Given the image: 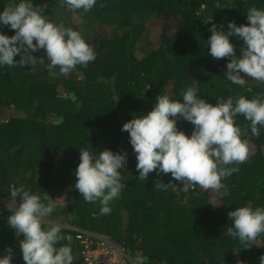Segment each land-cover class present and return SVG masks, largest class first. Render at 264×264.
Returning <instances> with one entry per match:
<instances>
[{
	"label": "trees",
	"instance_id": "trees-1",
	"mask_svg": "<svg viewBox=\"0 0 264 264\" xmlns=\"http://www.w3.org/2000/svg\"><path fill=\"white\" fill-rule=\"evenodd\" d=\"M18 2L0 0V12ZM217 2L224 8H214ZM32 3L49 21L79 31L96 58L67 76L49 67L43 50L32 55L43 57L44 64L0 66V258L10 247L11 264H25L18 243L23 236L7 224L5 204L9 186L15 185L42 200L47 194L54 199L55 210L43 227L57 218L69 225L62 227L65 239L57 247H71L72 264H82L73 228L106 238L135 264L144 256L145 264H260L264 234L244 249L225 230L232 223L229 211L264 207V126L253 136L250 122L236 118L237 126L248 129L242 139L249 159L222 180L226 188L220 192L199 186L184 192L170 174L153 172L148 181L138 180L136 154L121 129L146 115L159 94L182 101L181 92L193 79L200 98L212 105L217 96L264 97V83L246 78L241 87L228 81L227 58L215 59L207 49L212 23L218 30L223 25L224 31L229 21L246 25L247 10H264V0H96L86 13L69 11L63 0ZM0 34L12 36L14 30L0 26ZM229 40L239 56L243 41L235 36ZM176 123L191 135L190 122L181 118ZM80 149L126 153L127 164L120 170L125 187L110 203V214H101L99 202L86 203L75 188ZM157 180L177 187L157 189Z\"/></svg>",
	"mask_w": 264,
	"mask_h": 264
},
{
	"label": "clouds",
	"instance_id": "clouds-1",
	"mask_svg": "<svg viewBox=\"0 0 264 264\" xmlns=\"http://www.w3.org/2000/svg\"><path fill=\"white\" fill-rule=\"evenodd\" d=\"M63 4L69 11L83 10L86 13L95 6L96 0H63ZM214 8L224 6L217 2ZM246 16V25L237 26L234 21H229L227 31L223 30V25L218 30V26L212 23L207 40L211 57L228 60L225 78L241 87L246 84V78L264 83V10L252 6ZM0 26L14 30L12 36L0 34V66L35 67L44 64L43 57L32 55L43 50L49 67L58 68L60 75L67 76L78 65L87 67L96 58L93 48L79 31L49 21L32 0H19L5 6L0 12ZM232 36L243 41L239 56L230 43L229 37ZM18 55L20 59L17 61L14 57ZM193 80L186 91L182 90V101L159 94L154 107L146 115L125 122L121 130L129 134V142L136 154L138 180L148 181L153 172L157 176L170 174L174 181L182 183L180 188L184 192L196 186L220 192L226 188L222 180L239 172V165L249 159L247 141L242 139L247 136L248 129L237 126L236 118L243 116L250 122L251 134L258 135V126H264V97L217 96V103L212 105L200 98L198 84ZM181 118L194 126L190 136L178 130L176 122ZM79 159L74 173L75 188L86 203L99 202L101 214H110V203L119 198L125 187L121 183L120 170L127 164L126 153H114L108 149L93 153L80 149ZM174 186L177 187L171 181L157 180L155 184L157 189L164 191ZM9 189L5 204L10 213L7 224L16 236H23L18 243L25 264H72L71 247H57L65 239L61 235V225L43 227L45 218L55 210L54 199L47 194L42 200L40 195L24 186L10 185ZM228 219L232 223L226 228V234L238 238L244 249H249L252 242L264 234V207L241 206L229 211ZM73 229L76 231L75 250L81 256L82 264L85 263L81 251L85 246L96 251L101 241L109 242L82 229ZM78 235L86 243H82ZM12 255V248H7L0 264H11ZM147 259L146 256L138 257L137 264H145ZM259 259L260 264H264V255Z\"/></svg>",
	"mask_w": 264,
	"mask_h": 264
},
{
	"label": "built area",
	"instance_id": "built-area-1",
	"mask_svg": "<svg viewBox=\"0 0 264 264\" xmlns=\"http://www.w3.org/2000/svg\"><path fill=\"white\" fill-rule=\"evenodd\" d=\"M77 238L80 239L82 243H86V241L82 240L81 235H78ZM108 247L111 249H114L113 244L107 241H104V240L99 243V250H96V251H92L85 246V249L81 251L84 263L85 264H111V263H105L104 261V257H106L105 255L109 254L110 252Z\"/></svg>",
	"mask_w": 264,
	"mask_h": 264
},
{
	"label": "rangeland",
	"instance_id": "rangeland-1",
	"mask_svg": "<svg viewBox=\"0 0 264 264\" xmlns=\"http://www.w3.org/2000/svg\"><path fill=\"white\" fill-rule=\"evenodd\" d=\"M148 27L151 29V32H154L156 27L150 23L148 24ZM153 34V33H152ZM45 221L47 219L45 218ZM51 224H59L61 227H68L65 225L66 223H62V220L60 218H57L55 220H50ZM109 254L105 255L104 261L105 263H111V264H127V261L130 262L131 260L128 258L127 254L123 252L122 248H119L118 246L114 245V249L109 248ZM125 259V260H124ZM131 264H134L131 262Z\"/></svg>",
	"mask_w": 264,
	"mask_h": 264
}]
</instances>
